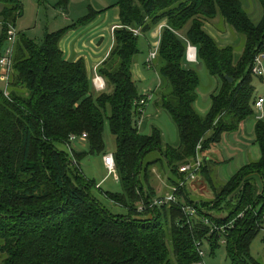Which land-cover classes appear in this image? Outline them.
Returning <instances> with one entry per match:
<instances>
[{"label":"trees","instance_id":"obj_1","mask_svg":"<svg viewBox=\"0 0 264 264\" xmlns=\"http://www.w3.org/2000/svg\"><path fill=\"white\" fill-rule=\"evenodd\" d=\"M68 1L58 5L66 8ZM254 1L261 9L257 23L240 0H115L101 11L117 7L119 22L96 69L108 89L101 93L94 92L84 60L65 59L60 50L64 36L89 25L95 12L45 33L39 44L17 34L10 75L0 86V264H202L204 245L211 252L223 245L229 264H258L249 249L264 224V120L254 114L251 69L264 53V0ZM0 7L1 54L8 28H15L23 13L19 0H0ZM215 19L244 39L236 63L234 47H219L203 31V23ZM161 24L155 106L174 125L176 148L163 142L155 127L149 135L139 132L136 102L146 95H139L131 73L139 55L133 31L149 33ZM187 43L196 48L210 82L218 81L204 114L196 109L200 77L186 66ZM253 117L258 159L218 185V167L225 163L217 146ZM105 124L115 140L112 155L121 188L105 197L125 210L122 215L90 195L95 184L79 166L85 157L106 155ZM82 134L86 140L75 143L85 150L70 148L73 166L55 144L68 145L70 136ZM154 153L159 158L146 161ZM197 159L196 181L212 199L190 198L184 185L177 203L152 205L159 195L153 184L157 167L169 175L164 182L178 186L184 179L180 166ZM186 208L196 215L190 218Z\"/></svg>","mask_w":264,"mask_h":264},{"label":"rangeland","instance_id":"obj_2","mask_svg":"<svg viewBox=\"0 0 264 264\" xmlns=\"http://www.w3.org/2000/svg\"><path fill=\"white\" fill-rule=\"evenodd\" d=\"M19 1L22 6L23 14L22 17L16 21L15 31L17 32V34L24 33L38 44L42 41L45 33H53V32L55 33L63 28H66L76 23L77 21L81 20L82 18L88 16L90 11H93L98 15L95 18L96 21V23H94L95 25L103 21L105 17L103 15L105 13H107V15L109 14L108 15L109 21L113 22L112 13H110L112 9L110 10L108 9L109 11L106 12H101V11L109 7H112L115 3V0H69L66 8L58 5L59 0H19ZM240 2L244 10L249 15L252 22L257 23L261 17V9L259 5L254 0H240ZM115 28H113V30ZM110 29L111 28H109L108 30V36H107L109 44H111ZM88 31L89 30L86 27L79 28L77 30V32L79 33H87ZM203 31H205L211 38H213L219 47H224V46L234 47L235 48L233 54L234 63L237 62V60L239 59L242 53V48L244 44L243 37L237 35L228 26L218 21L215 22L214 25L212 24V21L204 22ZM185 32L186 29L182 30L179 33L180 35H184ZM160 33L161 32L158 26L149 33L141 34L139 31L138 34L135 35L138 37L139 55L135 59V64L132 65V69L135 70V72L133 70L132 78L135 81L138 93L141 97H144L147 94L148 96H152L151 101L148 102L147 107H145L144 109L143 116L141 117V121L143 122V124L145 121L146 128L145 129L143 128L140 133L142 135H149L152 127H158L162 132L164 131L165 134L168 135L170 143H173L171 145H174V142L176 140L175 127L171 122L170 118L168 117V115L166 114V112L157 109L155 106L156 98L154 94L160 83L157 73L155 71L156 62H154L153 60L151 64L149 65L146 64L149 51L156 49L155 45L158 43V40L160 38ZM68 39H70V37L67 38V40ZM94 44L96 48L99 45V43L96 41L94 42ZM262 65L264 70V59L262 61ZM186 66L195 70L200 77L198 104L199 106L201 105V107L205 108L209 105L210 100L207 99L208 102H206L205 104H203L202 101L205 100V97L210 95L211 91H213V87L215 86V84H217L218 81L214 79L215 81L214 84L211 83L205 68L202 65H199L198 62L195 64L186 63ZM95 73L96 71L93 72L92 69L88 71L91 84H92V79L96 75ZM262 82H264V80H261L260 78H257L256 76L253 75L252 85L255 88V92H254L255 97L261 95ZM0 84H1L0 86H2L4 85V82L0 80ZM104 85H105V90L103 92H106L108 91V89L106 87L105 82ZM158 110L159 112L162 113H158L157 115L156 112ZM253 110L255 116H257L258 112L255 109ZM141 121L139 123V128L141 125ZM246 124L248 125V130H247L248 134L247 136H244V140L248 141V143L245 144L246 149L242 153H239L243 157L242 165H246L249 162L255 161L259 157V151L257 145H255V143L253 142L254 136H248L250 135L251 132L254 133V124H255L254 117L246 120ZM103 141L105 145L104 153L107 155L109 153L110 154L113 153L115 150V140L114 137L110 134L107 124H105ZM226 145H229V142L228 140L223 139L219 146L221 149H224ZM55 147L58 151L64 152L66 155H68L71 160V164L73 166H76L77 161L76 159H74L75 156L71 159L69 148L66 144H55ZM70 147L75 152L85 150V146L84 145L82 146L80 142L70 144ZM217 155L220 161L222 157V153H220V151L217 150ZM102 158L103 156H94V157L89 156V157H85L79 163L81 172L84 175V177L87 180L94 182L95 184V187H91L89 193L90 195L95 197L100 202V204L112 214L114 215L125 214L124 209L115 205L105 197V194H114V195L120 194L121 188L115 180L117 177L115 167H114V171L116 177L110 176L109 174L111 173H109L105 169V167H103L104 164H102L103 162ZM158 158L159 155L157 153H154L149 155L146 161H152ZM157 168H158L156 169L157 176L155 178V183L153 184L156 185L155 187L156 193L161 195L164 194V190H159L161 182L158 176H160L164 182L166 181V179H168L169 175L167 173H163L164 170L160 169V166ZM218 168L221 171V175H222L218 179L219 180L218 185H221L230 178L231 173L229 175L226 174V170H227L226 165H222ZM186 188L187 190H185L184 192L187 193L188 196H190V198L195 196V197H201V199L204 200H210L213 197L211 191L208 188H206V186L202 182L200 183L198 181H195L187 185ZM180 202L182 203V198H180ZM202 254H203L202 259L205 264H229V261L227 259L226 248L223 245H221L219 248H216L214 252H211L210 247L208 245H204L202 247ZM249 255L258 264H264V224H263V229L260 231V233L255 237V239L251 243L249 249ZM2 259L3 257L1 258L0 256V262L2 261Z\"/></svg>","mask_w":264,"mask_h":264},{"label":"crops","instance_id":"obj_3","mask_svg":"<svg viewBox=\"0 0 264 264\" xmlns=\"http://www.w3.org/2000/svg\"><path fill=\"white\" fill-rule=\"evenodd\" d=\"M110 13H112L113 22L109 21V18H108L109 14L107 15V13H105L103 15L105 17L103 21H101V23L95 25L94 23H96V21L94 20L89 25L85 26L89 30L87 33H79L77 32V30H73V31L68 32L64 36V38L60 42V50L62 51L65 59H69L70 57L74 58L75 61H77L78 59H83L85 62L87 71L91 69L93 70V72L96 71L97 67L105 60V58L107 57L110 51V48L113 43L112 30L113 28L117 27L119 24L117 7H113ZM217 21H218L217 19L212 20V24L214 25V23ZM109 28H111L110 29L111 44H109V41L107 39ZM69 37L70 39L67 40V38ZM95 41L99 43L97 48L94 44ZM133 70L134 69L131 68V73H133ZM263 84L264 82L261 83L262 86ZM214 88L215 86L213 87V90ZM207 99H209V96L205 97V100L202 101V103L205 104L206 102H208ZM209 105L203 108L201 107V105L199 106L198 101H197L196 109L198 110L199 113L204 114L207 112ZM156 113L158 115V113H162V112H159L158 110ZM145 126H146L145 121H144V124L141 121L139 132H141L143 128L145 129L146 128ZM155 128L159 129L158 127H155ZM247 130H248V125L246 124V122H244L240 126V129L236 134L224 136L223 139L228 140L229 145H226L224 149H221L220 146H217V150L220 151V153H222L221 160L226 165V169H227L226 174L228 175L230 173L232 175L241 166H243L242 165L243 157L239 153H242L246 149L245 144H247L248 141L244 140V136H247L248 134ZM159 131L161 132L163 142L168 143V145H170L173 148H176L178 146L177 134H176V140L174 142V145H171L173 143H170L168 135H166L164 131L163 133L160 129ZM248 136H254V133L251 132L250 135ZM217 176L218 178L222 176L220 170H218ZM159 180L161 182L159 190H164V194H161V195L159 194L158 197L160 196L164 197L169 193L170 186L166 182H163L160 177H159Z\"/></svg>","mask_w":264,"mask_h":264},{"label":"built area","instance_id":"obj_4","mask_svg":"<svg viewBox=\"0 0 264 264\" xmlns=\"http://www.w3.org/2000/svg\"><path fill=\"white\" fill-rule=\"evenodd\" d=\"M164 25L161 24L159 25V30ZM138 30H134L133 34L137 35ZM17 42V32L15 31V28L9 27L7 30V36H6V41L4 43L2 52L0 54V80L3 82H7L9 75H10V69L12 66V56H13V51L14 47ZM156 44V43H155ZM158 43L155 45L156 49L149 51L148 58L146 60V64L149 65L153 60H155L157 56V49H158ZM186 62L189 64H195L197 63V55H196V48L191 46L190 44L187 43V49H186ZM264 59V54L260 53L258 54L253 62L251 73L252 75L256 76L257 78H264V70H263V65L262 61ZM96 74V73H95ZM92 87L96 93H101L105 90V85L103 80L95 75V77L92 79ZM5 95H7V92H4ZM152 96H148V94L145 96V98L140 99L136 102V106L138 107V111L142 114L144 113L145 107H147L148 102L151 101ZM254 109L258 112V115L256 116V120H264V84L262 86V92L261 95L256 97V100L254 102ZM77 140L84 141L86 140V135L82 134L79 138L75 135H72L68 139V148H69V153L71 152L70 150V143H75ZM199 148V147H198ZM103 164L105 169L111 173L109 174L110 176H115V171H114V159L112 154H106L103 156ZM201 167V161L197 159L194 163H188L181 165L179 168V172L183 174L184 179L178 186H170L169 187V193L162 197H158L153 201L152 205H166L169 203H177V193L181 188L184 187V185H189L197 180V172ZM117 180V177L116 179ZM142 207H138V211H141ZM185 212L192 218L194 215H196L195 211L191 208H186ZM200 256L202 257L203 254L200 252ZM204 264V263H202Z\"/></svg>","mask_w":264,"mask_h":264},{"label":"water","instance_id":"obj_5","mask_svg":"<svg viewBox=\"0 0 264 264\" xmlns=\"http://www.w3.org/2000/svg\"><path fill=\"white\" fill-rule=\"evenodd\" d=\"M229 82H231L232 80L231 79H228Z\"/></svg>","mask_w":264,"mask_h":264}]
</instances>
